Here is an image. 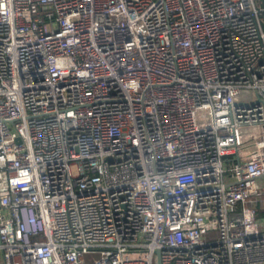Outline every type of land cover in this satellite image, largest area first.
<instances>
[{
  "label": "built area",
  "instance_id": "obj_1",
  "mask_svg": "<svg viewBox=\"0 0 264 264\" xmlns=\"http://www.w3.org/2000/svg\"><path fill=\"white\" fill-rule=\"evenodd\" d=\"M264 0H0L3 264H264Z\"/></svg>",
  "mask_w": 264,
  "mask_h": 264
},
{
  "label": "trees",
  "instance_id": "obj_2",
  "mask_svg": "<svg viewBox=\"0 0 264 264\" xmlns=\"http://www.w3.org/2000/svg\"><path fill=\"white\" fill-rule=\"evenodd\" d=\"M264 213V207L258 206V215L262 216L261 214Z\"/></svg>",
  "mask_w": 264,
  "mask_h": 264
},
{
  "label": "crops",
  "instance_id": "obj_3",
  "mask_svg": "<svg viewBox=\"0 0 264 264\" xmlns=\"http://www.w3.org/2000/svg\"><path fill=\"white\" fill-rule=\"evenodd\" d=\"M0 264H3V258H2V253L0 251Z\"/></svg>",
  "mask_w": 264,
  "mask_h": 264
},
{
  "label": "rangeland",
  "instance_id": "obj_4",
  "mask_svg": "<svg viewBox=\"0 0 264 264\" xmlns=\"http://www.w3.org/2000/svg\"><path fill=\"white\" fill-rule=\"evenodd\" d=\"M262 216H260V218H262L264 220V213L261 214ZM264 229V227H262Z\"/></svg>",
  "mask_w": 264,
  "mask_h": 264
},
{
  "label": "water",
  "instance_id": "obj_5",
  "mask_svg": "<svg viewBox=\"0 0 264 264\" xmlns=\"http://www.w3.org/2000/svg\"><path fill=\"white\" fill-rule=\"evenodd\" d=\"M158 264H160V262Z\"/></svg>",
  "mask_w": 264,
  "mask_h": 264
}]
</instances>
